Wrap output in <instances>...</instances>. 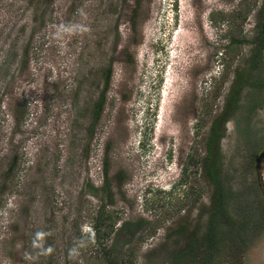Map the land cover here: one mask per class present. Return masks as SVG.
I'll use <instances>...</instances> for the list:
<instances>
[{
  "label": "rangeland",
  "instance_id": "rangeland-1",
  "mask_svg": "<svg viewBox=\"0 0 264 264\" xmlns=\"http://www.w3.org/2000/svg\"><path fill=\"white\" fill-rule=\"evenodd\" d=\"M0 264H264V0H0Z\"/></svg>",
  "mask_w": 264,
  "mask_h": 264
},
{
  "label": "clouds",
  "instance_id": "clouds-1",
  "mask_svg": "<svg viewBox=\"0 0 264 264\" xmlns=\"http://www.w3.org/2000/svg\"><path fill=\"white\" fill-rule=\"evenodd\" d=\"M84 231L87 232V233H90L91 235H90L89 239L94 241L95 233H94L93 229L90 226L86 225L85 228H84ZM48 235H50V233L43 232V231L35 233V238L33 240V245L35 247L42 248L43 247L42 243H37V241L43 242L44 238L46 236H48ZM83 246H84V241L83 240L77 241L76 244L74 245V247H72L69 250V257H74V256L79 255L78 249L83 247ZM51 251H52V249H51V247H49L46 250H44V252L42 254H50Z\"/></svg>",
  "mask_w": 264,
  "mask_h": 264
},
{
  "label": "trees",
  "instance_id": "trees-1",
  "mask_svg": "<svg viewBox=\"0 0 264 264\" xmlns=\"http://www.w3.org/2000/svg\"><path fill=\"white\" fill-rule=\"evenodd\" d=\"M99 108H100V105H99V104L96 105V114H98V112H99ZM216 137H217V135H215V133H214V134L212 135V137L210 138V142H209V144L207 145L208 153H211L212 150H214V149L212 148V142H213V140H214ZM217 138H218V137H217ZM217 138H216V139H217ZM209 158H211L210 154H209ZM207 160H209V159H207ZM208 174H209V176L211 177V179L215 181V179H216L215 171H213V170H209ZM102 210H103V208H102ZM99 215H100V217H98ZM100 219H101V221H100ZM129 224H130V223H128V224H124V228H123V229H125L126 226L129 225ZM100 226H103V222H102L101 214H98L97 217H96V223H95V225L93 226V229H94V231H95L96 234L99 233V231H100ZM184 255H185L184 251H180V252H178L176 255H173V260L176 261L177 257H179V256H180V257H183Z\"/></svg>",
  "mask_w": 264,
  "mask_h": 264
},
{
  "label": "bare ground",
  "instance_id": "bare-ground-1",
  "mask_svg": "<svg viewBox=\"0 0 264 264\" xmlns=\"http://www.w3.org/2000/svg\"><path fill=\"white\" fill-rule=\"evenodd\" d=\"M180 44V43H179ZM174 46V45H173ZM177 47V46H175ZM171 92L167 93L166 96H169ZM170 105V104H169ZM166 106V105H165ZM170 107V106H169ZM165 117V116H164ZM162 121V120H161Z\"/></svg>",
  "mask_w": 264,
  "mask_h": 264
}]
</instances>
